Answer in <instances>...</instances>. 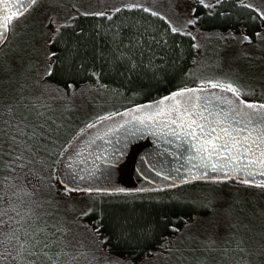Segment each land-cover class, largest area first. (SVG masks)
Masks as SVG:
<instances>
[{
	"label": "snow or ice",
	"instance_id": "snow-or-ice-1",
	"mask_svg": "<svg viewBox=\"0 0 264 264\" xmlns=\"http://www.w3.org/2000/svg\"><path fill=\"white\" fill-rule=\"evenodd\" d=\"M39 5L0 0V49H7L0 50V264H144L142 255L160 254L168 264H264V93L255 98L254 87L241 82L247 69L186 73L154 99L93 111L68 130L77 96L109 89L94 62L85 68L74 59L81 45L64 30L86 35L77 16L111 19L140 9L166 22L161 42L169 32L196 41L200 22L222 0H193L179 23L133 0L94 13L77 8L63 18L53 11L38 35L10 45L9 35ZM231 7L247 10L238 30L206 35L241 46L255 36L264 46V2L233 0ZM253 24L258 28L249 34ZM120 27L105 31L109 46H94L95 60L129 81L152 69V78L163 82L160 65L145 63L144 49H152L144 35L138 29L125 35ZM193 46L201 47L198 41ZM241 54L251 55L243 47ZM84 72L95 80L77 87ZM143 134H152L156 147L145 151L137 142ZM168 154L176 160L172 168L163 167ZM133 170L145 180L156 173L158 189L205 182L191 201L204 214L177 217L179 224L167 216L142 223V214L121 219L106 202L141 198L137 194L147 189L121 183ZM114 248L126 253L111 255Z\"/></svg>",
	"mask_w": 264,
	"mask_h": 264
},
{
	"label": "trees",
	"instance_id": "trees-1",
	"mask_svg": "<svg viewBox=\"0 0 264 264\" xmlns=\"http://www.w3.org/2000/svg\"><path fill=\"white\" fill-rule=\"evenodd\" d=\"M232 4L233 0L222 2V6L218 7L214 13H210L203 18L200 22L201 26L207 30L218 29L227 31L230 27H234L238 30V26L240 22L244 20L247 10L232 8ZM198 11L202 13L205 9L200 8ZM228 12L231 13L228 16L219 15V13ZM238 17L239 19H237ZM75 19L78 25L84 29L86 35L81 36L70 27L64 30L66 35L72 37L81 45L80 53L75 55L74 59L83 63L85 68L91 67L94 62L96 67L101 69V82L109 85V89L102 91H104L105 95L107 94L113 105L118 104L114 110L119 111L121 107H128L129 100L135 103H141L145 99H154L158 94H163L164 91L184 79L186 73L191 72L193 75L197 73V65L195 64L197 51L193 46L194 41L189 36L169 32L167 41L161 42V32L167 27L166 22L163 21L162 18L153 16L140 9H132L121 10L119 13L113 15L111 19L95 15H80ZM118 24L121 26L120 30L123 31L125 35L130 32H135L137 29L144 35L148 46L152 49L151 53L148 52L147 49H144L145 63H147L149 59H153L154 63L160 65L163 82L152 78V69H141V71L133 75L131 81H129L116 73L106 71L107 64L102 65L99 60H95L94 46L100 47L101 50L108 47L109 45L106 41L110 39V35L106 36L105 31L107 30L110 32L112 29H115ZM254 28H258V25L253 24L248 26L249 34H252ZM34 30H38L37 27L29 29V27L27 28L25 26L24 30L19 28L16 34L9 35L8 42L10 45L20 43L27 35L36 34ZM42 30L43 26L41 31ZM96 33H99V35H96ZM153 36L156 42L152 41L151 37ZM253 44L258 45V47L260 46L256 42L255 36L253 37ZM0 50L7 51V49ZM81 57H83V59H81ZM82 75H84L85 79L80 80L77 87L84 85L88 81L94 82L95 80L90 73L84 72ZM54 82L60 83L58 80ZM185 82H188V80H185ZM262 85H264V81L253 85L255 98H260L262 93H264L259 90ZM113 89H123L124 91L122 94L120 91H113ZM140 89H143L142 94L133 98L131 93L133 91H139ZM245 98L248 97L246 96ZM206 187V183L199 180L189 184L178 185L174 188L149 189L143 193L137 194L141 198L126 203L121 201L106 203L108 207L116 211L121 219L142 214L140 221L142 223L144 220L156 221L160 217L167 216L179 224V221L176 219L177 217L182 219L186 215H196L197 213L201 215L204 214L203 211L191 203V201ZM176 196H180L181 200H175L174 197ZM159 242L160 241H158V243ZM112 253L125 254L126 249L114 248ZM145 257H147V255L141 256V258Z\"/></svg>",
	"mask_w": 264,
	"mask_h": 264
},
{
	"label": "rangeland",
	"instance_id": "rangeland-1",
	"mask_svg": "<svg viewBox=\"0 0 264 264\" xmlns=\"http://www.w3.org/2000/svg\"><path fill=\"white\" fill-rule=\"evenodd\" d=\"M225 1L222 0V2ZM123 2L125 0H40V5L24 20L23 26H18L17 29L22 28L24 30L25 26L29 27V29L37 27L38 30L34 31L38 35L45 23L46 17L53 11L63 18L74 13L77 8L82 12L94 13L106 11ZM133 2H139L152 7L155 11L167 15L174 23H179L181 17L191 7L193 0H133ZM255 2L260 4L264 0H255ZM74 5L76 7H73ZM48 26L51 27V25ZM199 26L203 29V33H197L196 41H194V44L198 41L201 45V47H195L197 51L195 56V64L197 65L196 76L212 72H225L235 67L241 69V71L247 69L246 76L241 78L242 83L253 86L256 83L264 81V79L260 78V73L264 70V46L258 47V45H254L253 43L241 46L230 40L225 45L218 37L206 34H210L213 31H226L218 29L207 30L201 24ZM193 30L195 31V29ZM241 47L244 48V51L250 52L251 55H242ZM259 90L264 92V85L260 86ZM75 104L76 108L69 112V115L72 117L71 121H69V131L72 130V125H78L80 121H83L87 114L93 111L114 110L118 105H113L107 94L105 95L102 90L99 92L86 90L83 96H77ZM72 195L73 197L79 196L78 193H73ZM111 255L119 254L111 253ZM141 259L144 261V264H168V261L163 259L162 254L153 258L147 256Z\"/></svg>",
	"mask_w": 264,
	"mask_h": 264
},
{
	"label": "water",
	"instance_id": "water-1",
	"mask_svg": "<svg viewBox=\"0 0 264 264\" xmlns=\"http://www.w3.org/2000/svg\"><path fill=\"white\" fill-rule=\"evenodd\" d=\"M138 143H143L144 144V150L146 151L148 148H154L156 147V142L153 139L152 134H143L138 138ZM85 158L87 157V153L84 154ZM176 160L175 158H172L170 154L165 156L163 158V167L165 168H172L175 166ZM88 165H85L87 167ZM147 172V169H145ZM155 179H162L159 178L156 173H151L150 174V179L145 180L142 176L138 175L137 172L134 170L131 172L129 175L127 172L123 176L121 183L125 186L128 187H135V188H145L147 190L149 189H156L155 185H153V180ZM199 181V180H196Z\"/></svg>",
	"mask_w": 264,
	"mask_h": 264
}]
</instances>
